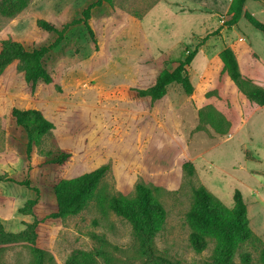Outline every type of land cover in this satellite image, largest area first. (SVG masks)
<instances>
[{"label": "rangeland", "instance_id": "obj_1", "mask_svg": "<svg viewBox=\"0 0 264 264\" xmlns=\"http://www.w3.org/2000/svg\"><path fill=\"white\" fill-rule=\"evenodd\" d=\"M18 1L0 0V49L5 39L21 41L29 49L50 43L55 34L42 29L38 20L44 18L61 27L75 17L65 13L76 10L80 0H26L21 10L10 14ZM159 1L114 3L142 16ZM179 1L191 7L198 0ZM208 1L220 6L223 0ZM248 7L264 21V0H249ZM172 17L175 15L165 1L148 14L145 21L152 26V46L144 38L134 39L125 27L114 26L112 33L97 37L95 48L85 26L75 24L67 39L44 59L53 82L39 81L35 92L17 62L0 73V173L17 181L29 179L31 184L0 182V221L10 232L26 230L17 242L0 245V264H36L30 226L36 218V243L52 256L48 264H65L78 250L90 256L84 264H162L160 257L182 264H215L219 252L214 238L207 239L202 251L195 250L189 240L192 228L187 212L193 203L192 189L199 184L229 207L234 205L235 190L242 191L249 224L259 239L242 242L231 264H263L264 109H258V104L241 91L236 93V84L223 66L218 67L220 37L211 36L190 65L192 94L177 82L152 102L134 89L139 78L153 81L162 68L170 66L171 59L186 55V46L193 48L200 41L188 32L186 42L169 45L172 38L165 29L173 25L170 22L176 18ZM238 24L239 29L236 26L229 33L234 39L237 31L245 37L244 42L233 41L241 70L255 80H260V75L264 79V34L244 18ZM244 44H252L258 53L251 48L246 53L241 47ZM210 66L215 71L207 74ZM13 106L39 108L53 120L54 140L72 152L70 161L46 164L34 146L29 162L25 155L27 135L11 114ZM215 109L230 122L226 133L218 132L209 121H219ZM54 140L45 136L42 147H53ZM186 161L193 162V175L185 172ZM105 162H110L112 169L85 209L63 219L49 216L57 210L54 183ZM139 180L152 186L167 211L164 225L153 238L151 255L137 239L131 222L107 204L112 193L134 194ZM32 186L38 187L39 193ZM35 197L38 201L30 213H22L20 208ZM246 253L247 260L243 258Z\"/></svg>", "mask_w": 264, "mask_h": 264}, {"label": "trees", "instance_id": "obj_2", "mask_svg": "<svg viewBox=\"0 0 264 264\" xmlns=\"http://www.w3.org/2000/svg\"><path fill=\"white\" fill-rule=\"evenodd\" d=\"M103 2H107L111 6L115 5L114 0H96L82 10L81 16L64 22L61 27L44 18L38 20V25L42 29L55 34L54 39L48 44L29 49L21 41L5 39L0 49V73L12 63L17 62V68L24 72L23 76L30 84L32 92H35L39 81H43L46 84L52 83L54 78L47 69L44 59L47 54L63 43L67 31L72 25L82 23L88 31L95 48H98V39L89 19L91 17V9L95 5H101ZM246 2L247 0H232L227 12L223 15L222 25L202 36L193 48L186 46V55L171 59L170 66L159 71L156 81L152 85L135 87L137 95L141 97L149 96L151 101L154 102L166 95L170 84L177 82L187 94H192L194 84L189 74L190 65L199 48L224 26L231 28L232 25L245 18L249 24L264 34V21L260 20L246 7ZM26 3V0L14 2L10 14H15L21 10ZM2 9L4 10V8ZM218 55L223 62V71L228 73L229 78L235 82L239 90L251 102L264 106V86L242 72L233 47L224 46ZM56 88L61 90L59 84H56ZM202 111L200 110V115L203 114ZM216 112L217 117L220 118L219 121L213 118H210L209 121L218 132L226 133L227 125L230 122L226 120V117L220 111L216 110ZM11 114L15 118L16 123L22 126L26 132L25 154L28 160H31L34 146H38L40 154L44 155L43 162L46 164L63 165L70 161L72 152L56 143L53 135L55 123L41 109L13 106ZM45 136L53 138L55 141L53 147L48 149L42 147V140ZM183 168L188 175H193L195 172V166L191 161L184 162ZM111 169V163L105 162L90 171L74 177H64L54 183L53 189L57 201V210L49 216L63 219L85 209L97 195L99 184H101L103 178L106 177ZM4 180L17 181L5 173H0V182ZM17 182L31 187L29 179ZM134 186L135 192L132 195L110 194L107 197V204L114 212L131 222L137 239L140 240L141 244L146 247L151 255L153 238L164 225L167 211L160 199L153 193L151 185L139 180ZM32 188L39 193L38 187L32 186ZM192 197L193 203L187 212V220L192 228L189 240L195 250L202 251L207 247V239L210 237L214 238L217 251L219 252V258L215 264H231L233 253L242 242L250 239H259L249 224L247 203L239 188L234 192V205L232 207L226 205L204 184L193 187ZM37 201V197L28 199L20 208V211L22 213H30ZM38 222L39 220L36 218L30 223V226H32V248L36 256V264H48L52 260V256L45 248L40 247L36 243L35 227ZM25 233L26 230L20 233L10 232L5 229L4 224L0 221V245L17 242L20 239L19 237ZM89 258L88 253L78 250L71 253L65 264H84L89 261ZM243 258L247 260L249 254H244ZM159 259L162 260V264H182L179 260H172L167 257H160ZM261 261L264 264V245L261 250Z\"/></svg>", "mask_w": 264, "mask_h": 264}, {"label": "crops", "instance_id": "obj_3", "mask_svg": "<svg viewBox=\"0 0 264 264\" xmlns=\"http://www.w3.org/2000/svg\"><path fill=\"white\" fill-rule=\"evenodd\" d=\"M95 1L96 0H80L76 3V5L77 4L79 5L78 7H76V10L72 9V10L67 11L65 13V16H70V18L72 17V15L75 17H79L82 13V10L88 4L93 3ZM161 1H165L166 6L170 9V12H172L176 18L175 19L174 17H172L175 19V20H172L170 22L173 25L166 27V29H165L167 31V34L172 38V41L170 42L169 45L173 46L172 43L174 41H175V43H178L180 40H185V42H186L187 39L185 38V35L188 32L190 35L193 36V38H192V36H191V38L193 40H195L196 38H199V37L201 38L202 36L206 35L207 33L213 31L214 29H216L218 27H220L223 23V20H224L223 15L227 12L232 0H223L222 4L220 6L219 5L215 6L213 3H210L208 0H198L197 2H193L194 4L191 7L185 6L183 4V2H181L179 0H160L159 2H161ZM248 1L249 0H247V2H246V7L249 9ZM158 3H156L153 7H151L144 15L139 16L138 14L126 11L125 9L120 7L118 4L111 6L107 2H103L101 5H95L91 9V17L89 19V22L92 25V27L94 28L96 36L99 39H100V35H106L107 36L109 32L112 33L114 26H123L128 30V33L130 32L131 34H133L134 39H136L135 37H138L139 40H142L144 38L152 46L153 43H152L151 38H150V36H151L150 30H151L152 26L147 25V23H146L147 21H145V19L148 16V14L151 12V10L157 6ZM184 15H187V16L189 15V16H191V18H184L183 17ZM238 23H236L235 25H232L231 28L224 26L220 29V31L217 34H215V35L219 36L221 39L220 44L218 46L219 47L218 53L226 45H229V46L233 47V49H234L233 41L242 40V42H244L245 37H242L243 35L241 34L240 31L236 32V36H235L236 39H234V36L232 38L230 37L229 31H232V30L235 31L236 26L239 29ZM74 26L75 25H72L70 27V29L67 31L66 38L64 39V41L67 39V36L72 32ZM239 35H240V37H238ZM241 47L243 48L244 51H246V53H249L250 48L254 52H256V50L252 44H244ZM256 53H258V52H256ZM236 54H237V52H236ZM237 57H238L239 64H240V59H239L238 54H237ZM217 64H218V67L223 66V62L220 59V57H218ZM240 67H241V64H240ZM241 69H242V67H241ZM213 70H214V68H212L210 66V68L208 69V71L206 73L209 74ZM214 71H213V73H214ZM261 71L264 72V64H262ZM242 72H243V70H242ZM226 77H227V75H226ZM260 77H261L260 80H255V79L254 80L257 83L264 86V79L262 78L261 75H260ZM226 80H227V78H226ZM155 81H156V76H155L154 80L151 82H147V81L145 82V79L143 77H141L138 79L137 86L138 87H147L149 85H152ZM226 86H227V84H226ZM237 88L235 87L236 93L240 92V90H238ZM257 108L258 109H264V106H261L258 104ZM30 161L31 160H29V162Z\"/></svg>", "mask_w": 264, "mask_h": 264}]
</instances>
